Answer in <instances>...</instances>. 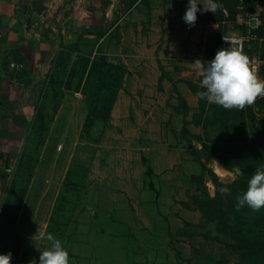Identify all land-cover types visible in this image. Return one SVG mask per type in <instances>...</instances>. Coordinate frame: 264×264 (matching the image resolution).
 Instances as JSON below:
<instances>
[{"label":"rangeland","instance_id":"rangeland-1","mask_svg":"<svg viewBox=\"0 0 264 264\" xmlns=\"http://www.w3.org/2000/svg\"><path fill=\"white\" fill-rule=\"evenodd\" d=\"M26 1L48 34L52 27L66 39H78L86 31L94 35L105 31L107 36L97 52L103 48L117 64H122L118 62L122 53L130 55L128 48L121 47L124 36L128 37L125 22L130 16V7L122 5V0ZM257 36L245 53L249 58H264V30ZM221 40L216 36L208 44L210 60ZM258 78L264 80L263 71ZM199 84L200 77L197 92L203 90ZM133 92L135 109L129 120H135L137 110L143 117L153 114L154 101H164L158 89ZM78 99L72 94L59 111L50 93L43 99V120L32 127L29 121L17 125L22 137L18 131L17 137L0 139V145L9 147L5 154L0 152L9 183L0 210V254L11 253V264H30L48 246L44 237L64 186L69 190L62 201L72 205H79L82 195H87L77 223L70 224L65 237L54 234L69 252L71 264H264V215L260 214L264 207L237 210L235 202L226 203L228 195L234 201L247 190L257 169L264 170V97L243 110H226L199 98L194 115L208 148L202 151L201 142L192 138L188 166L172 167L161 172L163 178H152L164 192L156 204L145 201L148 191L141 184V169L117 158L129 155L133 147L143 153L140 149L147 147L146 140L139 134L135 146H122L133 135L126 136L124 126L116 124L112 134L106 140L103 135L96 144L102 121L91 132L93 141L82 139L85 105ZM91 165L88 187L86 179L85 190L77 191L69 182H84V171L87 174ZM127 167L132 170L130 176ZM70 171L72 179L68 178ZM222 187H228L230 194L222 195ZM184 199L185 213L181 211Z\"/></svg>","mask_w":264,"mask_h":264},{"label":"crops","instance_id":"crops-1","mask_svg":"<svg viewBox=\"0 0 264 264\" xmlns=\"http://www.w3.org/2000/svg\"><path fill=\"white\" fill-rule=\"evenodd\" d=\"M255 1L219 0V4L222 11L229 6L237 16L250 11ZM187 4L188 0H122V5L130 7V16L126 17L129 21L125 22V25L129 26L126 29L128 37L124 36L121 47H126L131 52L130 55L122 53L118 62L124 64L129 72L119 92L104 138L106 140L112 134L116 124H122L124 134L133 135L131 138H125L122 146H135L136 138H140L139 134L146 140L147 147L140 149L143 153L135 151L133 147L129 150L130 156L117 155V158L123 164L131 166L134 163L136 168L141 169V184L148 191L145 201L151 200L155 204L164 192L157 184L158 181L152 178L155 175L163 178L161 172L172 167L186 168L188 166L186 164L192 160L191 153L189 154L192 147L182 134L185 118L181 99L188 107L186 127L192 136H202L200 126L193 121L199 107V96L192 85H197L199 76L190 63L197 59L209 61L206 57L208 44L213 38L220 36L223 29L226 31L222 37L242 35L245 31L235 21V25L232 20L225 22L226 18L222 23L196 22L194 27L189 28L183 20ZM38 20L40 16H37L35 9L26 0H0V139L17 137L20 130L17 125L33 120L51 62L62 45L77 44L79 48V52L71 54L68 62L67 69H72L79 55H95L107 36L106 33L100 36L99 32L95 33L96 35L91 32L79 35L78 39H66L61 37L60 33H55L53 27L52 32L48 34ZM41 23L48 25L44 20H41ZM95 36L97 38L93 41L91 38ZM98 53L110 61L111 56L103 48ZM110 62L116 63L114 60ZM161 66L167 76L162 75ZM74 79L72 77L70 81L64 83V99L59 111L65 103L71 101L72 94L85 105V96L77 89L78 83ZM150 89L156 91L158 89L160 92L157 94L164 96V101L159 103L161 99L156 102L153 100L157 104L152 109L153 114L143 117L137 110L135 120L131 118L129 120L128 116H131L135 109L131 93L135 90ZM135 97L134 95V99ZM19 136L22 137L20 131ZM6 148L9 147L0 145V152L4 150L5 154ZM2 164L3 161L0 159L1 211L2 200L8 195L7 184L9 185ZM127 171L129 176L132 175L131 169L128 168ZM91 172L92 165L88 172L87 187L91 181ZM151 182L154 184L153 187L150 185ZM86 196V193L82 195L71 225L77 223L78 216L84 211ZM182 206L181 211L184 213L188 211L184 204ZM180 215L182 216V213ZM171 233L172 230L169 231L170 236Z\"/></svg>","mask_w":264,"mask_h":264},{"label":"trees","instance_id":"trees-1","mask_svg":"<svg viewBox=\"0 0 264 264\" xmlns=\"http://www.w3.org/2000/svg\"><path fill=\"white\" fill-rule=\"evenodd\" d=\"M223 0H221L222 2ZM219 3V0H218ZM254 3L253 7H251L249 10L252 11L254 9ZM227 6V5H226ZM227 10H229L230 13V19L234 23L236 19V13L231 10L229 6H227ZM198 19L197 22H203V23H222L225 20L224 13L222 9L220 8L215 14L208 12L204 14H197ZM235 25V23H234ZM245 30V27H242ZM264 30V15H263V24L262 26L256 31L257 35H261ZM226 31V29H223V31L220 34V39H222L223 33ZM91 32L86 31V34H90ZM106 32L100 31V36H103ZM220 48H221V42H220ZM79 52V48L77 44H73L71 46L62 45L59 52L56 54L54 59L51 62V68L49 69L46 79L40 94V100L38 104L35 107V114L33 117V120L31 121L30 126H35V122L43 120L42 110H43V99L48 97L50 93L52 94L53 98L57 99V105L56 108L59 109L61 106V103L64 99V92H63V86L64 81L67 80L68 82L69 78L71 79L74 77L75 81L78 83L77 89H80V91L85 96V119L82 125L81 129V137L82 139L93 141V137L91 135V132L93 129L98 125V122L102 121L103 128L101 130L100 138L97 141H94L96 144H100L102 141L103 135L109 125L112 112L115 106V103L117 101L119 92L123 86L124 80L126 75L128 74V69L124 64H117L113 63L107 60L106 56L103 54H99L98 52L93 56H85V55H79L77 63L75 67L72 69H67L68 62L70 60L71 54ZM207 59L208 53L206 55ZM161 72L163 76H167L166 71L161 66ZM264 74V70H263ZM96 80V82L91 86L92 80ZM193 89L197 92V85H192ZM198 93V92H197ZM181 102L183 104V114H184V123L185 127L183 129V136L188 141L189 145L192 147L193 142L191 140V137L196 138L201 142L202 145V151L207 150V144L206 139L204 141V137L200 136H192L189 132L188 128L186 127L188 125V121L186 120L187 114H188V107L181 99ZM193 121L196 125L199 124V120L196 118V115H194ZM44 124L41 125L43 127ZM47 131V127L45 128ZM203 140V141H202ZM195 158H198V153L193 152L192 153ZM73 171H70L68 174V178L72 179V173ZM88 174V172H87ZM87 174H85L84 171V182H81L80 179L72 180L69 182L75 188H77V191H81L82 187L85 190V180L87 179ZM149 176L151 175V171L148 172ZM30 181V178L28 179ZM151 187L154 186L153 182H151ZM69 188L67 186H64L61 190V193L59 194L57 198L56 205L52 211L51 214V220H50V226L48 228V233L57 234L61 237L66 236V232L68 231V228L73 220V216L76 212V209L78 208V203L71 204L65 201H62V195L64 193H68ZM78 199V198H77ZM80 200V199H79ZM79 202V201H78ZM237 203L232 195H228L227 197V204L230 203ZM187 207V203H183ZM234 208V206H232ZM20 206L17 209V215L19 214ZM221 212V211H220ZM219 212V213H220ZM222 214V213H221ZM234 214V212H232ZM260 214L264 215L263 210L260 211ZM171 237H173V233H171ZM59 239V238H58ZM258 249V247H254V250ZM147 264V263H146Z\"/></svg>","mask_w":264,"mask_h":264},{"label":"clouds","instance_id":"clouds-1","mask_svg":"<svg viewBox=\"0 0 264 264\" xmlns=\"http://www.w3.org/2000/svg\"><path fill=\"white\" fill-rule=\"evenodd\" d=\"M202 5V7H201ZM220 9L218 0H188L183 20L189 28L195 26L198 16ZM255 19V17H253ZM260 21L256 19V25ZM229 46L217 50L215 57L207 62L197 59L190 63L192 69L200 77V88L197 93L200 99L208 104L218 105L226 110H243L255 103L258 97H264V80L258 78L253 61L245 54L242 47L227 41ZM221 194H230L228 187L220 189ZM236 208L247 206L253 211L264 207V170L257 169L248 181L247 190L236 197ZM48 242L45 250L40 251L38 260L30 264H71L69 252L63 242L52 233L46 234ZM11 253L0 254V264H11Z\"/></svg>","mask_w":264,"mask_h":264},{"label":"built area","instance_id":"built-area-1","mask_svg":"<svg viewBox=\"0 0 264 264\" xmlns=\"http://www.w3.org/2000/svg\"><path fill=\"white\" fill-rule=\"evenodd\" d=\"M224 16L227 20L230 21V13L227 9H223ZM263 15H264V0H256L254 9L252 11H246L236 16L235 22L240 24L242 27H245L244 34L242 35H225L221 40V48H226L229 46L227 41L234 42L236 47H242L244 53L250 48L251 43L255 41L258 36L256 31L263 24ZM255 17V19L253 18ZM256 19L260 21L259 26L256 25ZM250 60L253 61V67L256 70L257 76H260L264 70V58L260 55H252Z\"/></svg>","mask_w":264,"mask_h":264}]
</instances>
